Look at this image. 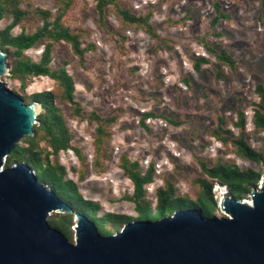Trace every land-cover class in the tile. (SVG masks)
I'll use <instances>...</instances> for the list:
<instances>
[{
	"label": "rangeland",
	"instance_id": "374dc122",
	"mask_svg": "<svg viewBox=\"0 0 264 264\" xmlns=\"http://www.w3.org/2000/svg\"><path fill=\"white\" fill-rule=\"evenodd\" d=\"M217 2L225 16L214 25ZM119 4L137 15L151 13L150 21L163 40H155L140 27L125 25L112 6L101 18L95 0L74 1L64 22L83 34V46L89 50L82 61L70 44L56 43L52 65L66 63L84 115L96 111L103 116L116 115L117 120L111 127L108 155L103 158L106 169L98 172L92 166L96 123L69 117L68 125L74 135L72 145L86 156L89 173L81 180L77 171L81 163L76 153L61 151L60 161L67 168V178L78 183L85 198L101 203V213L138 217L135 203L125 199L134 191L132 181L120 167L125 154L132 160L138 159L144 170L154 163V181L146 185L153 208L157 202L156 189L164 186L167 179L176 185L179 195L197 196L199 187L194 180L203 176L197 157L211 165L222 158L243 169H259L261 165L239 156L231 144L225 145L211 133L221 117L224 127L237 134L233 123L238 111L243 110L249 143L257 150L263 148L264 133L252 122L253 109L259 101L256 85L264 83L263 0H119ZM22 6L57 11L55 0H23ZM10 21L0 20V28ZM39 25L41 21L27 17L14 33L22 30L31 33ZM43 47L39 43L26 54L39 60ZM211 49H225L236 60V69L219 63ZM197 57L208 58L209 63L197 70L194 66ZM13 60L14 56L9 54V68ZM217 69L223 71V77L217 75ZM0 78L27 103L34 101L36 92L56 88V82L48 76L29 78L25 89L11 77L10 70ZM56 103L70 116L69 103L59 100ZM148 112L157 116L146 118L145 126L142 118ZM21 144L25 145L23 141ZM262 168L264 173V165ZM221 186L220 183L213 186L218 206L211 216L225 215L220 198L229 192ZM250 193L241 199L250 200ZM64 212H53L49 220ZM76 220L74 216V224L66 235L70 241L76 237ZM123 225L113 228V233Z\"/></svg>",
	"mask_w": 264,
	"mask_h": 264
},
{
	"label": "trees",
	"instance_id": "16d2710c",
	"mask_svg": "<svg viewBox=\"0 0 264 264\" xmlns=\"http://www.w3.org/2000/svg\"><path fill=\"white\" fill-rule=\"evenodd\" d=\"M74 1L55 0L57 8L55 13L49 8H24L23 0H0V20L11 19L10 23L0 28V48L7 53V56L9 54L14 56V60L10 64L11 77L19 80L23 89L26 88L27 80L31 77L48 76L56 82L55 89L39 91L33 95L34 101H38L42 105L38 123L34 126L35 134L33 136L26 135L21 139L8 156L6 163V166H10L15 162H28L38 178L47 183L72 207L73 213L64 212L59 218L50 219L49 222L69 235V229L74 224L73 217L75 213L80 212L92 220L101 233L108 235L113 233V228L126 222L137 219L157 220L178 208H197L205 215L211 216L218 206L213 192L215 183L225 186L229 195L235 198L241 199L250 193L260 183L264 174L262 168L264 165V142L262 150L255 149L249 143L246 130L247 118L245 112L239 110L237 121L233 123V126L238 129L237 134L232 129L224 127L225 121L221 117L211 134L225 145L231 144L239 156L261 165L259 169H243L222 158L211 165L197 157L203 173L202 177L194 180L199 187L197 196L192 198L188 195H179L176 185L167 179L164 186L156 189L157 202L153 208L152 201L147 198L146 185L154 181L156 174L154 163L144 170L138 159L132 160L125 154L121 157L120 167L134 185L133 193L126 195L125 199L135 203L139 216L131 217L125 213L116 212L101 213V203L83 196L78 183L74 179L67 178V168L60 161L61 151L73 150L81 163V168L77 170L80 179L84 180L89 173L86 156L77 146L72 145L74 135L68 125V119L69 117L80 120L88 119L96 123L94 132L95 159L92 166L94 170L101 172L106 169L103 158L108 155L109 140L112 137L111 127L116 122L117 116H103L96 111L90 115H84L82 104L75 98V81L66 68V63L59 66L52 65V52L56 43L70 44L75 55L82 61L85 60V54L89 50V47L83 46V34L73 31L72 27L64 22V17L73 6ZM95 2L101 18L106 15L107 8L112 6L125 25L140 27L155 40H163L150 21L151 13L137 15L131 10L122 8L119 0H95ZM215 6L218 15L213 19L214 25L219 22L222 16H225L221 12V4L217 2ZM27 17H34L41 21L42 25H39L34 32L28 33L22 30L15 34L14 29L21 25ZM39 43L44 45L40 59L35 60L27 56L26 51ZM211 50L219 63L228 66L231 70L236 69V60L225 49ZM204 63H209V59L205 57L194 59V66L197 70H200ZM216 73L219 77L224 76L221 69H217ZM255 90L259 101L255 103L252 122L256 129L262 130L264 133V83H258ZM58 100L71 105L70 116H67L56 103ZM24 101L26 102L25 99ZM155 116L157 115L154 112L145 113L142 123L146 126L145 119ZM163 118L173 123L171 118L164 115ZM21 141L25 145L21 144Z\"/></svg>",
	"mask_w": 264,
	"mask_h": 264
},
{
	"label": "water",
	"instance_id": "95a60500",
	"mask_svg": "<svg viewBox=\"0 0 264 264\" xmlns=\"http://www.w3.org/2000/svg\"><path fill=\"white\" fill-rule=\"evenodd\" d=\"M9 70L0 48V76ZM41 111L40 102H25L0 78V264H264V174L251 203L222 196L221 217L182 208L107 235L77 212L70 241L49 218L72 207L28 162L6 166L16 144L35 134Z\"/></svg>",
	"mask_w": 264,
	"mask_h": 264
},
{
	"label": "bare ground",
	"instance_id": "6f19581e",
	"mask_svg": "<svg viewBox=\"0 0 264 264\" xmlns=\"http://www.w3.org/2000/svg\"><path fill=\"white\" fill-rule=\"evenodd\" d=\"M222 187V186H221ZM223 194V193H222ZM247 202H249V203H251V201L250 200H246Z\"/></svg>",
	"mask_w": 264,
	"mask_h": 264
}]
</instances>
